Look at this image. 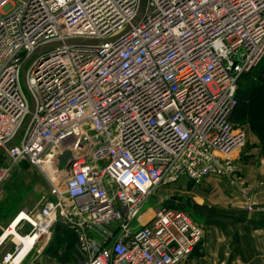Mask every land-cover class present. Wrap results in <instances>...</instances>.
I'll use <instances>...</instances> for the list:
<instances>
[{
  "label": "built area",
  "instance_id": "1",
  "mask_svg": "<svg viewBox=\"0 0 264 264\" xmlns=\"http://www.w3.org/2000/svg\"><path fill=\"white\" fill-rule=\"evenodd\" d=\"M79 38L108 41L37 57L31 117L24 61ZM263 59L264 0H0V188L20 164L47 185L14 220L29 223V249L62 224L83 264H199L203 224L159 190L223 179L246 211L259 208L241 179L246 132L231 116L238 77ZM18 244L0 264H23Z\"/></svg>",
  "mask_w": 264,
  "mask_h": 264
},
{
  "label": "crops",
  "instance_id": "2",
  "mask_svg": "<svg viewBox=\"0 0 264 264\" xmlns=\"http://www.w3.org/2000/svg\"><path fill=\"white\" fill-rule=\"evenodd\" d=\"M258 116L255 129L251 123L240 124L247 136L239 162L241 179L257 200L255 212L246 211L238 190L227 180L212 178L195 186L183 178L175 188L181 193L190 188L193 196H184L182 206H190L204 226V238L195 250L199 264H264V115ZM27 170V164L18 165L0 188V263L19 246L10 230L26 236L31 229L29 223L14 220L20 212L35 209L47 191L34 175L19 180ZM54 228L50 238L26 252L23 264H83L86 256L79 250L75 232L62 224Z\"/></svg>",
  "mask_w": 264,
  "mask_h": 264
},
{
  "label": "trees",
  "instance_id": "3",
  "mask_svg": "<svg viewBox=\"0 0 264 264\" xmlns=\"http://www.w3.org/2000/svg\"><path fill=\"white\" fill-rule=\"evenodd\" d=\"M236 94L238 103L231 116L232 121L237 125L251 123L255 129L260 123L258 114L264 115V59L238 77Z\"/></svg>",
  "mask_w": 264,
  "mask_h": 264
},
{
  "label": "water",
  "instance_id": "4",
  "mask_svg": "<svg viewBox=\"0 0 264 264\" xmlns=\"http://www.w3.org/2000/svg\"><path fill=\"white\" fill-rule=\"evenodd\" d=\"M140 19V15L135 17V19L133 20V24L136 25V23L139 21ZM132 29V26L130 25H126L125 28L117 33L114 37L108 39V40H116L119 37H121L123 34L127 33L128 31H130ZM108 40H98V39H85V38H79V39H68L65 40L64 42L61 41H52L49 44H45L42 45L40 47L37 48V50H35L31 55H29L27 57V59L24 61L23 66H22V86L25 87L29 93V97H30V101H31V109H30V115L32 117V114L35 112L36 109V101L33 98V95L30 92L29 87L27 86V70L30 66V64L32 62H34L37 57L50 52L53 49L56 48H62L65 47V45L67 46H94V45H101L102 43H105V41ZM24 126L21 128L20 132L17 134L16 138L20 136V134L23 131ZM12 146V143H9V145H7V148H10ZM6 149L2 148L0 149V153H3ZM66 159V157L62 158V161H64ZM184 201L183 197L178 196V195H171L170 198L168 199V201L166 202V207L170 208V207H181L182 206V202ZM184 208V207H182Z\"/></svg>",
  "mask_w": 264,
  "mask_h": 264
},
{
  "label": "rangeland",
  "instance_id": "5",
  "mask_svg": "<svg viewBox=\"0 0 264 264\" xmlns=\"http://www.w3.org/2000/svg\"><path fill=\"white\" fill-rule=\"evenodd\" d=\"M26 89V88H25ZM26 91H27V89H26ZM27 93H28V91H27ZM29 94V93H28ZM261 107V106H260ZM241 126V125H240ZM242 127V126H241ZM246 144H247V141H246ZM245 144V145H246ZM245 147V146H244ZM243 147V148H244ZM30 168V167H29ZM23 176L22 177H20L19 178V180L21 179V178H27V176L28 175H30V176H32V175H34V177H36L37 179H38V181H39V183L42 185V186H44V184H43V180H42V178L40 177V175H39V173L37 172V171H34L33 169H31L30 168V170H27V171H24L23 173ZM21 174V175H22ZM220 180H222L224 183H225V181L226 180H223V179H220ZM196 186V185H195ZM26 187V186H25ZM175 188H176V186H174L173 188H161L160 190H159V192L160 193H162V194H166V195H178V196H182V197H191V196H193V193L192 192H190V188L189 187H187L186 186V188H183V189H181V190H184V192L183 193H181V191L180 192H178V191H176L175 190ZM197 188H199V186L197 187ZM46 189H44V187L42 188V191H45ZM199 190L200 191H202V189L201 188H199ZM202 193L203 194H205V195H207L206 193H207V191H202ZM159 195V194H158ZM156 203H157V199L155 200V201H149L147 204H145L144 205V209H147V208H150V207H152V208H154V207H156ZM187 209H189V210H191L193 213H194V211L190 208V206H187ZM152 214V212H148L147 214H145L144 216H143V219L144 218H146V217H148L149 215H151ZM11 230H14V229H11ZM16 230V229H15Z\"/></svg>",
  "mask_w": 264,
  "mask_h": 264
},
{
  "label": "bare ground",
  "instance_id": "6",
  "mask_svg": "<svg viewBox=\"0 0 264 264\" xmlns=\"http://www.w3.org/2000/svg\"><path fill=\"white\" fill-rule=\"evenodd\" d=\"M23 216H26L25 214H23ZM15 224H13V226H14ZM13 226H12V228H13ZM10 232H12V234H16L17 235V238H18V240H23V242L25 243V248L23 249V251L21 252V254H20V256H23L25 253H26V251L29 249V245H30V243H31V237H29V238H26V239H24V236H21L18 232H17V230H10ZM9 232V233H10Z\"/></svg>",
  "mask_w": 264,
  "mask_h": 264
}]
</instances>
